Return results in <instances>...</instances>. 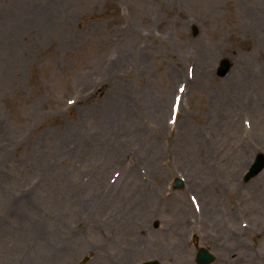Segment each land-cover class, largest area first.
<instances>
[{
  "label": "rangeland",
  "instance_id": "rangeland-1",
  "mask_svg": "<svg viewBox=\"0 0 264 264\" xmlns=\"http://www.w3.org/2000/svg\"><path fill=\"white\" fill-rule=\"evenodd\" d=\"M259 153L264 0H0V264H264Z\"/></svg>",
  "mask_w": 264,
  "mask_h": 264
},
{
  "label": "water",
  "instance_id": "water-1",
  "mask_svg": "<svg viewBox=\"0 0 264 264\" xmlns=\"http://www.w3.org/2000/svg\"><path fill=\"white\" fill-rule=\"evenodd\" d=\"M197 31L193 29V35H196ZM231 69V64L227 59H222L219 63V66L216 71V75L219 78L225 77ZM264 169V156L259 155L255 159L254 163L249 168L245 176V181H249L252 178L256 177ZM174 189H180L183 187V182L179 179L174 181ZM196 241V238L193 239ZM215 260L214 256L208 251V249L199 248L196 255L197 264H211ZM84 263V262H83ZM142 264H158L157 261H148Z\"/></svg>",
  "mask_w": 264,
  "mask_h": 264
}]
</instances>
